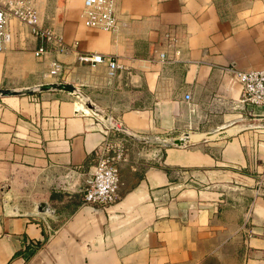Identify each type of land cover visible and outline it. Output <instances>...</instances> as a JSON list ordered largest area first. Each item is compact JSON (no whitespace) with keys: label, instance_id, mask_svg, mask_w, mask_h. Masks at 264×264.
I'll use <instances>...</instances> for the list:
<instances>
[{"label":"crops","instance_id":"1","mask_svg":"<svg viewBox=\"0 0 264 264\" xmlns=\"http://www.w3.org/2000/svg\"><path fill=\"white\" fill-rule=\"evenodd\" d=\"M30 2L68 47L36 56L9 19L0 85L71 81L128 133L64 90L0 97V264H189L227 244L264 264V107L232 71L264 66V0H116L112 30L84 25L82 0ZM87 51L114 58V75ZM105 135L126 153L106 209L80 192Z\"/></svg>","mask_w":264,"mask_h":264},{"label":"built area","instance_id":"2","mask_svg":"<svg viewBox=\"0 0 264 264\" xmlns=\"http://www.w3.org/2000/svg\"><path fill=\"white\" fill-rule=\"evenodd\" d=\"M116 0H82L80 18L84 25L112 30L116 25ZM15 19L28 27L40 41L34 48V55L45 52V43L53 52L65 50L68 45L61 36L40 21L37 11L30 0H0V47L10 38L7 21ZM159 58L164 52L158 53ZM77 58L81 61H105L106 73L113 76L119 66L112 57L96 51L80 52ZM62 62L56 57L49 60L47 75L57 77L62 72ZM240 86V99L254 105L264 106V66L247 69H232ZM189 97L188 93L184 94ZM95 164L91 174L82 185V202L95 206H105L116 201L120 182L119 164L126 157L125 145L121 139L108 138L105 135L94 149Z\"/></svg>","mask_w":264,"mask_h":264},{"label":"water","instance_id":"3","mask_svg":"<svg viewBox=\"0 0 264 264\" xmlns=\"http://www.w3.org/2000/svg\"><path fill=\"white\" fill-rule=\"evenodd\" d=\"M46 90H64L67 92L72 93L77 97L78 100L74 102L77 111L85 112L87 110L80 109L76 106L78 101H82L83 105L86 106L88 109L95 111L99 114L103 119H108L107 117H103L101 113H99L94 106V104L87 98L86 94L80 89L79 86L75 85L71 81H64V80H49V81H42L36 82L28 85H16V86H0V97L2 96H12V95H24V94H31L35 92H41ZM80 99V100H79ZM108 122L111 124L112 128L120 131H124L128 133L125 128L119 124L118 122L108 119ZM187 139V133H183L180 137L172 138L165 144H173V145H180L183 144L184 141ZM84 203V202H83ZM88 204V203H86ZM112 204V203H111ZM111 204L102 206L103 208H108ZM90 205V204H88ZM94 207L93 205H90ZM36 211H47L50 209V206L45 201H37L34 206Z\"/></svg>","mask_w":264,"mask_h":264},{"label":"rangeland","instance_id":"4","mask_svg":"<svg viewBox=\"0 0 264 264\" xmlns=\"http://www.w3.org/2000/svg\"><path fill=\"white\" fill-rule=\"evenodd\" d=\"M52 80H55V79H52ZM0 86H6V85H0ZM8 86H12V85H8ZM46 91H53V90H46ZM41 92H44V91H41ZM35 93H40V92H35ZM79 102L83 105L82 101H79ZM84 107L87 108L86 106ZM110 128H112V126H110ZM233 246H234L233 244H227V245L221 246L219 249H217L216 251L214 250V252L207 254L199 261H193L189 264H240V258L235 252V249Z\"/></svg>","mask_w":264,"mask_h":264},{"label":"bare ground","instance_id":"5","mask_svg":"<svg viewBox=\"0 0 264 264\" xmlns=\"http://www.w3.org/2000/svg\"><path fill=\"white\" fill-rule=\"evenodd\" d=\"M81 101V100H80Z\"/></svg>","mask_w":264,"mask_h":264}]
</instances>
